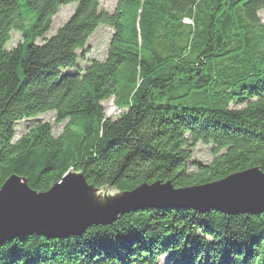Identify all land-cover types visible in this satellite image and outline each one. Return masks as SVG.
Instances as JSON below:
<instances>
[{
  "label": "trees",
  "instance_id": "trees-1",
  "mask_svg": "<svg viewBox=\"0 0 264 264\" xmlns=\"http://www.w3.org/2000/svg\"><path fill=\"white\" fill-rule=\"evenodd\" d=\"M261 11L264 0H117L112 12L99 0H0V186L16 174L44 192L74 170L118 191L180 188L264 171ZM100 25L112 30L106 56L80 68ZM11 31L21 41L7 49ZM110 98L115 119L101 104ZM46 112L59 135L35 119ZM198 142L212 145L209 163L192 159ZM0 264H264V212L142 208L78 236L5 240Z\"/></svg>",
  "mask_w": 264,
  "mask_h": 264
},
{
  "label": "water",
  "instance_id": "water-1",
  "mask_svg": "<svg viewBox=\"0 0 264 264\" xmlns=\"http://www.w3.org/2000/svg\"><path fill=\"white\" fill-rule=\"evenodd\" d=\"M168 207L261 214L264 171L254 166L203 184L174 188L168 180H156L118 191L88 184L81 171L69 170L44 192L12 174L0 186V243L24 234L78 236L91 225L110 224L131 211Z\"/></svg>",
  "mask_w": 264,
  "mask_h": 264
},
{
  "label": "rangeland",
  "instance_id": "rangeland-1",
  "mask_svg": "<svg viewBox=\"0 0 264 264\" xmlns=\"http://www.w3.org/2000/svg\"><path fill=\"white\" fill-rule=\"evenodd\" d=\"M116 2L117 0H99V6L105 11L112 12L116 6ZM74 7L75 3H68L65 5H61L58 8L56 14L51 19V26L45 34V37H49L50 35L54 34L55 31L65 23V21L71 15ZM259 16L264 21V11L259 12ZM111 34L112 30L109 26H98L88 38L83 50L79 52V54L82 55V59L79 58L77 62L78 67L83 68L91 59L103 60L107 53ZM20 41V34L18 32L11 31L10 39L6 43L5 48L11 49ZM40 41V39H37L36 43H40ZM101 104L103 106L106 117L115 119L121 114V110L114 105L112 98L102 101ZM35 119L50 122L53 126V133L55 136L59 135L63 130L64 124H54L53 112L39 114L35 117ZM28 123L29 122L22 120L16 124L15 129L17 137H19L25 131V126ZM192 159L202 163H209L213 159L212 145L198 142L192 148Z\"/></svg>",
  "mask_w": 264,
  "mask_h": 264
}]
</instances>
